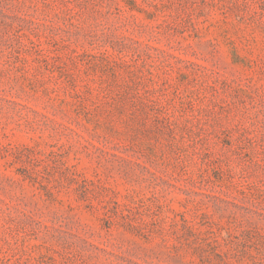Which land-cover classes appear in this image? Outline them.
Masks as SVG:
<instances>
[{
    "label": "rangeland",
    "instance_id": "rangeland-1",
    "mask_svg": "<svg viewBox=\"0 0 264 264\" xmlns=\"http://www.w3.org/2000/svg\"><path fill=\"white\" fill-rule=\"evenodd\" d=\"M0 264H264V0H0Z\"/></svg>",
    "mask_w": 264,
    "mask_h": 264
}]
</instances>
